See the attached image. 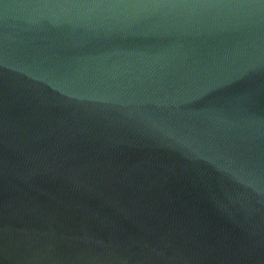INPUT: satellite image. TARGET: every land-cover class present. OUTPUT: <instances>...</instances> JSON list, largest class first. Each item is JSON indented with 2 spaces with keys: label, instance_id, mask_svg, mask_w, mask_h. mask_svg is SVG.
Here are the masks:
<instances>
[{
  "label": "water",
  "instance_id": "1",
  "mask_svg": "<svg viewBox=\"0 0 264 264\" xmlns=\"http://www.w3.org/2000/svg\"><path fill=\"white\" fill-rule=\"evenodd\" d=\"M0 264H264V0H0Z\"/></svg>",
  "mask_w": 264,
  "mask_h": 264
}]
</instances>
